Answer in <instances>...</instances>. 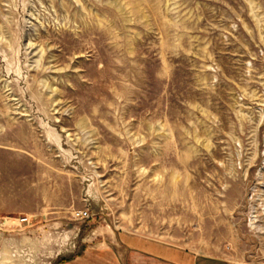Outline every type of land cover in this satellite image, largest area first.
Instances as JSON below:
<instances>
[{
	"label": "rangeland",
	"instance_id": "1",
	"mask_svg": "<svg viewBox=\"0 0 264 264\" xmlns=\"http://www.w3.org/2000/svg\"><path fill=\"white\" fill-rule=\"evenodd\" d=\"M123 235L264 264V0H0V264Z\"/></svg>",
	"mask_w": 264,
	"mask_h": 264
},
{
	"label": "crops",
	"instance_id": "2",
	"mask_svg": "<svg viewBox=\"0 0 264 264\" xmlns=\"http://www.w3.org/2000/svg\"><path fill=\"white\" fill-rule=\"evenodd\" d=\"M57 264H230L228 261L203 257L185 249L138 235H123L86 247L81 254Z\"/></svg>",
	"mask_w": 264,
	"mask_h": 264
},
{
	"label": "built area",
	"instance_id": "3",
	"mask_svg": "<svg viewBox=\"0 0 264 264\" xmlns=\"http://www.w3.org/2000/svg\"><path fill=\"white\" fill-rule=\"evenodd\" d=\"M81 216H82V217H87V216H88V215H87V212L84 211V212L81 214Z\"/></svg>",
	"mask_w": 264,
	"mask_h": 264
},
{
	"label": "trees",
	"instance_id": "4",
	"mask_svg": "<svg viewBox=\"0 0 264 264\" xmlns=\"http://www.w3.org/2000/svg\"><path fill=\"white\" fill-rule=\"evenodd\" d=\"M63 261V260H62Z\"/></svg>",
	"mask_w": 264,
	"mask_h": 264
}]
</instances>
